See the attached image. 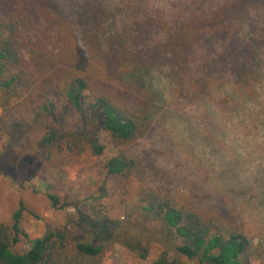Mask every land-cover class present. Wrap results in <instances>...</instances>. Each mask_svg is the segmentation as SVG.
Wrapping results in <instances>:
<instances>
[{
	"label": "rangeland",
	"instance_id": "rangeland-1",
	"mask_svg": "<svg viewBox=\"0 0 264 264\" xmlns=\"http://www.w3.org/2000/svg\"><path fill=\"white\" fill-rule=\"evenodd\" d=\"M19 4L24 34L48 51L64 55L69 50L87 62L90 55L78 44L77 35L94 30L99 22L109 31L130 26L146 37L149 48L163 42L177 25L192 19L202 22L222 5H231L237 11L229 26L240 46L253 47L260 80L245 92L233 83L234 67L224 71L218 63L209 71L207 63L216 62L223 47L221 39L207 33L200 35V46L190 48L186 59L182 75L191 84H178L190 91L195 87L202 95L181 92L170 79L167 61L151 69L137 67L122 79L111 73L114 83L106 86L126 102L145 133L129 147L137 166L128 183L106 175L102 167L103 160L115 153L104 132L98 133L105 146L100 158L88 150L80 157L53 148L43 151L38 145L41 121L27 107L28 101L13 99L0 106V222L9 224L22 202L30 213L23 214L21 227L31 239L54 228L88 240L99 229L87 221L106 216L114 222L106 226L109 240L118 242L111 243L105 264H153L160 254L153 242L145 260L120 243L131 238L141 244L151 241L153 224L134 226L142 220L138 189L148 186L199 211L226 213L244 224L264 264V0H42L41 7L19 0ZM99 69L102 76L104 69L113 72L109 64ZM47 193L56 195L64 207L51 208ZM27 248L22 239L12 249Z\"/></svg>",
	"mask_w": 264,
	"mask_h": 264
},
{
	"label": "trees",
	"instance_id": "trees-1",
	"mask_svg": "<svg viewBox=\"0 0 264 264\" xmlns=\"http://www.w3.org/2000/svg\"><path fill=\"white\" fill-rule=\"evenodd\" d=\"M26 1L29 6L37 3V7L42 6V0ZM236 11L224 4L202 22L192 19L177 25L163 42L149 48L145 46L146 37L132 32L130 26L109 31L99 22L94 30L77 35L78 44L90 55L87 62L76 53L74 57L69 50L63 55V52L54 53L40 46L22 31L23 10L19 0H0V106L5 107L13 99L28 101L27 107L41 121L43 132L38 145L43 151L53 148L69 157H80L88 150L92 156L100 158L105 146L100 143L98 133L104 132L115 153L103 160L102 167L106 175L122 177L128 183L137 166L129 147L145 133L126 102L112 91V86H106V82L114 83L112 74L122 79L137 67L151 69L167 61L171 68L170 79L181 92L195 97L202 95L195 87L190 91L187 86L178 84H191V79L182 75L187 69L186 59L190 48L197 43L200 46L197 40L200 35L207 33L221 39L223 47L216 62L207 63L208 70L212 72L218 63L224 71L232 66L235 86L251 91L260 75L254 63L253 47L240 46L229 26V19L236 16ZM99 19L102 22V13ZM94 56H97L95 62ZM105 64H109L113 72L104 69L102 76L99 65ZM126 193L127 189L123 194ZM137 197L142 220L134 224L135 229L149 221L147 224H153L156 230L151 233V241L145 244L134 238L120 240V243L139 259H147L149 243L153 242L160 249L153 264H260L258 247L244 224L226 213L199 211L185 201L148 186H140ZM47 198L51 208L64 207L56 195L47 193ZM25 212L30 213L19 202L10 223L0 222V264H105L111 243L118 242L109 240L111 235L106 232V226L114 222L106 216L87 221L90 226L95 222L99 229L97 234L92 232L88 240L54 228L31 239L21 227ZM22 239L28 248L13 251Z\"/></svg>",
	"mask_w": 264,
	"mask_h": 264
},
{
	"label": "crops",
	"instance_id": "crops-1",
	"mask_svg": "<svg viewBox=\"0 0 264 264\" xmlns=\"http://www.w3.org/2000/svg\"><path fill=\"white\" fill-rule=\"evenodd\" d=\"M37 238H39V237H37ZM32 239H35V238H32Z\"/></svg>",
	"mask_w": 264,
	"mask_h": 264
}]
</instances>
